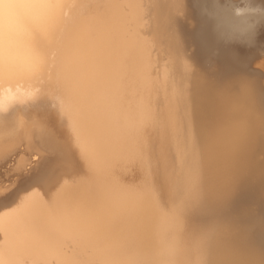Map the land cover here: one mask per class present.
<instances>
[{"label":"bare ground","instance_id":"obj_1","mask_svg":"<svg viewBox=\"0 0 264 264\" xmlns=\"http://www.w3.org/2000/svg\"><path fill=\"white\" fill-rule=\"evenodd\" d=\"M143 1L150 9L0 0V82L10 83L0 92V198H11L0 205V264H264L250 234L219 228L223 214L205 235L194 220L201 196L207 206L223 205L225 190L264 197V86L247 77L249 48L264 46V0H182L185 45L169 53L176 41L164 40V71L152 42L125 38L126 16L161 32L152 14L168 11L165 0ZM178 115L186 129L156 155L176 154L180 170H155L150 144ZM58 160L81 167L76 186L49 187L63 174Z\"/></svg>","mask_w":264,"mask_h":264},{"label":"rangeland","instance_id":"obj_2","mask_svg":"<svg viewBox=\"0 0 264 264\" xmlns=\"http://www.w3.org/2000/svg\"><path fill=\"white\" fill-rule=\"evenodd\" d=\"M163 1V0H162ZM161 1V2H162ZM149 1H143L140 5L141 8H143V11L146 9H150V6L148 5ZM122 3H125L124 1ZM156 3L157 0H156ZM165 6H167L166 10H168L167 12L164 11H157V13L152 14V23H156L158 25V27H160L161 32L159 33V35H155L148 31H146V29L144 27L141 26L140 23H134V19L129 18L126 16L127 21L123 19L122 23L125 27V38H128L130 36H133V38H136L140 41H147L148 42H152L154 45V49L153 52L154 56H155V52L159 51L160 54L158 55L159 57V64L161 65V70H163V68L169 69L170 65L168 62V59H163L161 56H163L164 54V49H162V46L165 45L164 40H168V39H174V41H176L174 44H172L170 52H173V48H177L178 46H183L184 44V39H183V20H186V16H187V12L185 11V9L183 8V3L182 0H165L164 2ZM151 5L154 6V4L151 2ZM149 6V8H148ZM135 7L133 8L132 6H129L127 8V10L122 11V12H126L124 15L128 14L131 15L132 12L135 11ZM111 16H101L100 20H106L108 22V18ZM125 17V16H124ZM110 24V22H109ZM108 26V24H106ZM164 26V27H163ZM136 27V28H135ZM135 29V30H134ZM143 31H145L143 33ZM173 49V50H172ZM181 50H183V48H180ZM155 51V52H154ZM168 62V63H166ZM254 67L256 69H258L260 72L264 71V67L259 66V65H254ZM164 71V70H163ZM169 71V70H168ZM257 71V72H259ZM250 77L252 79H259V76L256 74V72H252L250 74H247V77ZM182 77V76H181ZM238 77V76H236ZM235 78V76L232 77V80ZM231 80V79H230ZM260 80V79H259ZM228 82V81H227ZM18 86H20L21 84L16 83ZM10 86V83H2L0 82V92L4 91L7 89V87ZM186 89H181L178 91L179 95L181 93H183L185 95L186 93ZM145 93H143L142 95H144ZM186 97V95H185ZM178 99V97H177ZM185 101V98L182 100ZM183 105H186L183 104ZM186 119L185 115H182V117L180 115H178L175 118V121L171 120V124L167 125V129L163 130L162 132V136L160 138H156L153 140L154 141V146L153 144H150V152H149V159L150 161L153 162V166L156 168H159V170L163 169V171H165L166 169L169 170L172 169L174 172H177L180 170L178 168H180V166L178 165V161H180V159L176 158V154L173 155V161L174 164L173 166L169 167V161L172 157L168 156L167 154H165L166 152H168L167 148L168 145L169 147H174L177 143H176V139H174L173 136H176L178 131H181V128H185L186 126H184L182 124V122H185L184 120ZM45 137H47V139L50 141H54V139H51L49 134L46 135ZM193 143H194V149L193 151H195V153L192 154V156L195 158H192V160L197 162V158H198V138L197 136H194V138L192 139ZM56 141L52 142L55 143ZM159 144L163 145V147L167 150L164 155L162 156H158L156 155V147L159 146ZM172 147V149H173ZM165 149H163L165 151ZM57 151V150H55ZM182 152V151H180ZM196 154H198L196 156ZM160 157V160L162 161L164 159V157L166 158L165 162L163 163V166L161 165L162 162H160V160L158 159ZM178 157V156H177ZM197 157V158H196ZM142 161V160H141ZM143 162V161H142ZM58 163V164H57ZM60 165V167H59ZM54 166H56L55 168H59V171L62 170L64 167H61V163L58 160V162H54ZM80 166H76L74 165V167L70 164V170L65 171L64 169L61 171L63 172V174H58V180H53L52 183H50L49 187H52V184L54 183H59V184H63L64 182H67L71 185H77V177L80 175V177L82 176V174L84 173L83 170H80ZM192 167L190 168L191 171ZM168 170V171H169ZM58 171V172H59ZM190 171L187 172V176H185L186 178H191L190 176ZM75 178V179H74ZM156 179V178H155ZM80 181V180H79ZM146 187L144 188L145 190H147L148 188H152L155 185V180H154V176L153 177H149L146 181ZM126 186H131L130 183L128 182L126 184ZM48 188V187H47ZM143 189V188H142ZM136 190H140V188L138 187ZM149 190V189H148ZM169 191V190H166ZM228 193V196L226 197V200L224 201V204L222 205H216V206H207V203L204 201L203 198L199 197L198 199H194V207H195V223H196V227L199 230H203L204 232H201L202 235H205V233H209V229L210 227L212 228V221L210 220L212 215L214 214V211L219 212L222 215L221 220H218V225L219 228H221L222 226L224 227H230L233 231L235 230V232L239 233V235L242 237V235L244 234H250L254 239L252 241L253 244H251L252 248L254 250H257L258 253L262 256H264V197L262 196V194H260L259 192H247L246 196L241 198V196L236 195V193L234 191L228 192L227 190H225ZM151 193V191H147V194ZM221 195L225 196V193L223 192ZM236 195V196H235ZM230 200H233V204H226L227 201L229 202ZM192 201V200H191ZM16 205L18 206V204L16 203ZM14 203L13 208L17 207ZM160 207H164V203L159 205ZM12 208V209H13ZM168 208V207H166ZM10 211V210H7ZM225 212H227L226 214H224ZM173 216V215H172ZM174 218V216H173ZM176 218V216H175ZM215 225V224H214ZM3 237L0 233V243H2ZM44 262V263H43ZM39 262L40 264H49V262ZM38 263V264H39ZM51 264V263H50ZM96 264H99L98 262H96Z\"/></svg>","mask_w":264,"mask_h":264},{"label":"water","instance_id":"obj_3","mask_svg":"<svg viewBox=\"0 0 264 264\" xmlns=\"http://www.w3.org/2000/svg\"><path fill=\"white\" fill-rule=\"evenodd\" d=\"M253 36V35H252ZM255 36H257V41L259 39V37H263L264 38V27L262 29H260L257 33H255ZM255 40V38H254ZM253 50L254 53H256V55L254 57H251L252 64L248 65V70L252 71L253 73L256 72V74L259 76L260 81L263 83L264 86V71L262 72H257V70H255L256 68L254 67V65H263L264 67V46L262 47H257V48H249V53H251ZM251 62V61H250ZM11 198H0V205L3 206L6 202H8V200Z\"/></svg>","mask_w":264,"mask_h":264},{"label":"snow or ice","instance_id":"obj_4","mask_svg":"<svg viewBox=\"0 0 264 264\" xmlns=\"http://www.w3.org/2000/svg\"><path fill=\"white\" fill-rule=\"evenodd\" d=\"M236 11L237 12H239L240 11V9H236ZM244 29H239V31H243Z\"/></svg>","mask_w":264,"mask_h":264}]
</instances>
